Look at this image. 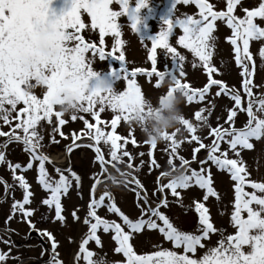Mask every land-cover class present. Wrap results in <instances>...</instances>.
<instances>
[{"label":"snow or ice","instance_id":"obj_1","mask_svg":"<svg viewBox=\"0 0 264 264\" xmlns=\"http://www.w3.org/2000/svg\"><path fill=\"white\" fill-rule=\"evenodd\" d=\"M52 2L53 0H0V119L9 126L8 131H0V136L6 137L2 147L13 142L22 143L24 150L29 154L27 162L22 166L20 163L8 162L5 152L0 150V163H7L13 181L23 190L22 199H13L12 215L6 217L5 224L14 215L19 214L21 219L28 223L30 229L40 232L51 242L52 253L49 255V264H63L62 260L56 258L58 241L53 234L46 229L35 228L31 219L35 212L30 199L33 193L25 176L17 175V170L24 172L32 169L33 162L38 161V165L35 166L38 172L36 179L48 193L40 203L49 209L54 208V215L51 218L63 223L65 217L62 215L61 197L68 192L71 180L59 167L55 168L59 174L58 179L51 178L45 167L46 161L50 162L49 157L41 151L44 147L41 143L44 139L42 121L53 123L54 105L64 103L61 98L62 82L63 87L75 96L76 103L71 111L72 119H77L76 113L82 112L90 113L95 120V123H90L83 116L79 117L83 121L84 128L80 133L72 136V144L67 146L68 152L74 147H79L77 140L88 138L92 141L88 147L94 151L95 159L100 162L101 169L107 171V164H112L114 167L113 162H122L123 157L128 158L129 167L133 166L131 154L124 150L128 138L118 135L115 130L118 124L126 122L131 136V126L137 125L134 114L138 110L140 112L146 110L148 99L137 83V74L142 73L149 78L155 77L154 84L157 87L164 80H168L166 92L170 95L174 88L180 89L184 100L188 102L204 101L210 87L216 86L217 97L224 94L234 103L227 109L223 121L217 117L218 123L215 126H211L208 116L204 115L206 112L210 113L211 108L201 107L195 111L196 123L184 116L181 117V124L188 133L185 139L197 145L192 149L191 159L200 165L199 170L191 168V161L178 154L180 141L176 139V132L179 130L165 134L164 141L168 143L170 149L167 160L168 171H161L156 178L157 189L153 195L158 203L153 202L141 182L135 180V184L140 189L136 192L138 218H129L117 207L112 200L111 192L106 188L97 195L96 189L100 180L98 178L95 180L91 186L92 198L87 203L86 214L83 217L87 231L79 243V251L75 253L77 264L81 258L86 264H106L102 257L93 259V252L86 247L90 240H94L97 245L101 244L100 236L97 235L98 229L110 234L111 239L115 241L114 251L122 253L126 258L123 264H264V182L250 178L249 169L243 159V151L253 149L252 139L264 138V96L259 99L253 98L254 86L251 77L254 65L250 63L253 61L250 43L254 41L260 43L258 56L261 62H264V0H255L254 6H245L242 0H226L224 10L220 11L213 10V4L208 0H173L171 18L164 20L159 33L150 38V47L147 49L150 69L134 67L131 71L125 65L124 51L120 50L124 41L120 38L121 25L117 23L118 17L129 13V0H116L120 11H113L109 7L112 0H71V6L59 15L52 10ZM179 2L194 3L199 10L198 18L193 15L175 16L174 10ZM147 4L148 0H136L135 8L129 15L131 29L136 33L141 21L137 13ZM237 8L242 15L237 13ZM81 10L91 17V27L99 29V46L96 43L85 42L84 36L79 34L81 29L85 28L80 18ZM217 21L231 30V34L225 39L230 42L231 50L235 54V64L240 68L243 92L234 87L230 88L221 79L213 78L212 74L217 71L211 66L213 49L216 46L214 30L219 27ZM177 27L182 34L178 36L176 43L198 57L204 71L208 73L207 82L201 88L190 87L189 83L184 81L185 57L169 43V37ZM106 33H111L115 37L113 50L108 52L103 47ZM69 42H73L71 46ZM48 44L54 45L58 50L56 57L51 60L41 52V48ZM158 47L163 50V55L173 61L174 72L157 70ZM117 50L119 54L114 55ZM85 53L91 55L86 56ZM96 55L101 60L112 56L120 61L119 71L109 69L111 79L102 78L93 70L92 58ZM29 59L34 62L29 64ZM67 77L72 79L68 80ZM121 79L125 81L126 87L122 91H114L111 80ZM90 80L104 83L106 88L101 90L92 86ZM36 85L44 86L42 98L32 92ZM244 96L248 98L246 107L242 106ZM159 98L162 101L164 97L161 95ZM211 103L209 101V104ZM18 105L22 106L18 108ZM97 105L98 108L95 107ZM106 108L111 109L112 112L107 122L111 128L109 131H105L101 126L105 122L100 119L101 112ZM147 110L151 111L150 105ZM237 112L247 114V122L242 127L234 126ZM62 113L60 110L55 111V127L52 128V133L59 132L60 136L65 135L60 131V126L66 122L61 118ZM204 126H207V136L211 138L208 144L196 134L197 130ZM122 140L123 143H120L119 141ZM49 142L59 143L51 136ZM101 142L107 147V162ZM131 142L133 145L137 143L134 139ZM148 144L152 147L156 145L149 142ZM202 149L206 153L204 158L197 156ZM148 156V170L151 172L154 167H159L152 158L151 147ZM174 160H179V165L174 163ZM144 163L143 160L140 161L141 165ZM210 166L226 171L233 182L234 207L231 211V223L235 231L226 236L221 233L214 247H208L203 255L195 257L191 254H196L198 248L205 249L209 237L218 232L210 220L209 209L205 203L194 201L195 212L198 214L196 228L192 231L181 230L161 211L162 205L167 207L169 204L161 194L171 190L175 197H179L180 192L177 189H189L190 185L194 184L204 190L202 193L204 201H208L209 197L218 200L220 197L212 186ZM177 170H179L178 174H176ZM121 175L124 179H128L125 174ZM71 176L79 185L80 177L74 171L71 172ZM108 178L115 181V177L110 173ZM0 183H5L6 190L11 187L2 179ZM246 186H250L252 191H246ZM106 198L107 211L118 215L123 226L115 220L106 219L98 214L97 210L105 205ZM242 212L247 213L246 217L242 216ZM72 216L74 220L80 219L75 211ZM145 229L158 230L162 234L163 241L170 242L174 249H182V251L157 245L158 250L138 255L129 241L134 234H142ZM244 246H247V250ZM7 257L8 252H0V264H6Z\"/></svg>","mask_w":264,"mask_h":264},{"label":"rangeland","instance_id":"obj_2","mask_svg":"<svg viewBox=\"0 0 264 264\" xmlns=\"http://www.w3.org/2000/svg\"><path fill=\"white\" fill-rule=\"evenodd\" d=\"M209 3L213 4V10L220 11L224 10L226 5V0H208ZM245 6H254L255 0H242ZM136 0H129V13L121 15L117 18V23L121 25V39L124 41L120 50L125 53V65L131 71L134 67H143L145 69H150L151 63L147 60V49L150 47V38L156 36L161 27L164 24V20L170 19L173 10V0H148L146 7L139 10L137 15L141 18L138 24V33L131 29V20L129 15L132 9L135 8ZM71 6V0H53L51 8L54 10L56 15H59L62 11H66ZM109 7L113 11H120V6L116 3V0H112ZM237 13L242 15L239 8H237ZM198 8L194 3L183 4L179 2L176 4L174 15L181 16L193 15L198 18ZM81 21L85 24V28L81 29L80 35L84 36L85 42L96 43L99 46V29H93L91 27V17L81 10L80 12ZM258 19V18H257ZM219 27L214 30L215 48L213 49V57L211 59V66L217 69L214 72V79H221L230 88L234 87L243 92L241 88L240 68L235 64L234 56L235 54L231 50L230 42L225 39L226 36L231 34V30L227 28L225 24L217 21ZM68 31H74L73 29H68ZM182 34V31L177 27L173 30V34L169 37V43L176 47L177 51L184 55L185 61L183 68L185 71L184 81L188 82L190 87L201 88L207 82L208 73L204 71L202 62L199 61L198 57H195L189 49L184 48L182 45L176 43L178 36ZM105 43L103 47L105 51H112V44L115 37L111 33H106ZM143 39V41L141 40ZM73 42H69V46ZM259 42L250 43V51L253 53V61L250 62L254 67L252 68V84H253V98L259 99L264 96V62H261L258 56ZM162 49H157L158 53V65L157 70L165 72H174L175 66L170 57L163 55ZM119 50L114 52V55H118ZM86 56H90L91 53H85ZM92 68L97 71V73L102 78L111 79L109 77V69H116L119 71V64L115 61V58L111 60V56H107L104 60H101L98 55L92 58ZM155 77L149 78L142 73L137 74V83L141 86L142 93L147 99L150 100L152 105L157 104V100L160 95L167 91L168 85L162 83L159 87L154 84ZM90 80V84L93 83ZM111 84L114 91H122L126 87V83L123 79L121 80H111ZM44 86L36 85L32 89L33 94L42 98ZM217 91L216 86H211L209 92L206 94V99L204 101L194 100L188 102L183 101L181 105V111L185 118L190 119L193 123H196L194 113L201 107L211 108V112L204 113L208 116V122L211 126H215L218 121L217 117L221 118L223 121L226 118V112L229 107L232 106L234 102L230 100V97L221 94L216 96ZM247 97H242V106H247ZM209 101L212 103L209 104ZM214 105V107H213ZM22 105H18L19 108ZM98 108V105L95 106ZM256 106L254 105V111H256ZM59 111V106L54 105V113ZM53 113L52 121L49 124L48 121H42L43 128L42 132L44 134V139L41 143L44 147L41 149L42 152L48 155H54L58 159H64L66 162L62 163L65 167H60L52 165L50 163H45V167L49 173V176L53 179H58L59 174L55 171L56 167L61 168L64 175L68 176L71 180V185L66 194L61 197L62 203V215L65 217L63 223L58 220H53L51 217L54 215V208L49 209L47 206L42 205L40 202L42 199L47 197V192L38 184L36 179L38 172L36 171V165L38 161H34V167L32 169H27L24 172L17 170V175L23 174L30 184V191L33 193L30 198L32 203L31 206L35 209L34 214L31 219L35 224L37 229H46L53 234L56 241H58V246L56 250L61 252V256L57 259H64L63 264H77L75 260L76 250L79 249V243L81 242L83 235L87 231V226L83 224V217L86 214L87 203L92 198L91 186L98 178L100 183L97 184V191L101 188H106L113 191L116 195V205L119 207L129 218H138L139 209L137 207V196L136 192L140 191L138 186L135 184V180H139L143 185V188L147 190L149 196L152 198L153 202L158 203L156 197L153 193L157 189L156 178L161 171H168V143L161 141L152 147L148 144L145 136L141 132L138 125L133 124L131 126V136H129V126L126 122H121L117 125L115 130L118 135L128 138V143L125 144L124 150L128 151L132 156V167L128 166V158L123 157L122 162L115 163L113 167L112 164H107L109 169L117 175L122 173L128 176V179L116 178L115 181L108 178V171H103L101 169L100 162L95 159L94 151L88 147V144L92 143L88 138H82V140H77L76 143L79 147H74L71 152H68L67 146L72 144V136L74 134L80 133V130L84 128L83 121L79 119L83 116L90 123H95V120L91 117L90 113H76L77 119H72V112H63L61 118L66 122L64 125L60 126V131L65 135L60 136L59 132L52 133V128L55 127V115ZM112 115L111 109H105L100 114V119L105 122V131L111 130L108 121ZM236 123L234 126L242 127L244 123L247 122V114L245 112H237V117L235 118ZM9 126L3 123L0 119V131H8ZM170 132L175 131V129H170ZM208 128L207 126L201 127L197 130V135L203 138L205 144L210 143L211 138L207 136ZM82 135V134H81ZM188 135L184 127L180 126V131L176 132V139L180 141V147L178 149V154L185 157L191 161V168L199 170L200 165L192 161V149L197 147L195 142H189L185 139ZM50 136L54 137L59 143L49 142ZM137 143L132 144V140ZM6 137L0 136V150L5 152L6 160L11 163H20L22 166L27 162L28 153L24 150L22 143L13 142L8 144L6 147H2L3 142ZM123 143L122 141H119ZM253 143V149L243 151V159L249 169L250 178L256 180L257 182H264V138L256 140L255 138L251 141ZM223 147V143L221 145ZM102 150L105 152V160L107 162V147L101 142ZM151 147L152 158H154L159 167H154L151 172L148 170V151ZM143 153V155H141ZM206 155L205 151L202 149L197 153V156L204 158ZM66 157H68L66 159ZM143 160L145 163L140 164ZM174 163L179 165V160H174ZM67 168V170H65ZM65 171V172H64ZM75 172L79 177V185L74 177L71 176V172ZM211 179L213 181V187L218 192L219 199L215 197H209L208 201L203 200L202 193L204 190L199 189L196 185H190L189 189H177L180 192L179 197H175L171 190H166V193H162L168 201L167 207L161 206V211L165 215L169 216L173 220L174 224L179 226L181 230L192 231L196 228L198 223V214L195 212L194 201H200L205 203V206L209 209L210 220L213 222L214 227L218 229L217 233H213L206 244L205 249H199L196 254H191L195 257L201 256L207 251L208 247H214L215 241L220 239V234L223 233L225 236L231 234L235 231L234 226L231 223V211L234 207V189L232 187L233 182L231 181L230 175L224 171L219 170L215 166H210ZM112 176V175H111ZM122 176V175H121ZM113 177V176H112ZM0 179L5 181L7 185L11 187H5V183H0V252H8V257L6 259V264H19L24 261L27 255L35 258L36 261L27 262L25 264H45L44 259L49 257V254L41 250L42 245H39L40 239L30 238L28 240V233L34 234V232H29V225L26 221L22 220L19 214L13 216L12 220L5 224V219L11 213V204L13 199H22L23 190L19 188L18 184L13 181L11 170L8 168L7 163H0ZM166 183L167 180L165 179ZM246 191H252L250 186H246ZM259 194V193H257ZM108 200L106 198L105 205L97 210L98 214L102 217L110 220H115L117 223H122L121 218L107 211L106 204ZM75 211L80 217L79 220H74L72 213ZM247 213L242 212V216L246 217ZM159 223V221H157ZM10 227V228H9ZM13 229L15 233L16 242L22 243L24 241L23 248H17L16 245L13 248L8 242V237ZM21 231H20V230ZM125 230L126 226H125ZM33 231V230H30ZM41 235V234H40ZM97 235L100 236L101 244L97 245L94 240H90L86 247L93 252V259L103 258L106 264H123L126 258L123 257L122 253H116L114 251L115 241L111 239L110 234L104 233L102 229H98ZM42 237V235L40 236ZM42 239V238H41ZM47 239V238H46ZM4 241H7L5 243ZM133 250L136 251L138 255L144 254L151 251H156L157 245L160 247H166L170 250L182 251V249H174L170 242L162 240V234L158 230H143L142 234H134L129 241ZM28 243V244H26ZM247 250V246H244ZM43 253V255L41 254ZM79 264H86L81 258Z\"/></svg>","mask_w":264,"mask_h":264},{"label":"clouds","instance_id":"obj_3","mask_svg":"<svg viewBox=\"0 0 264 264\" xmlns=\"http://www.w3.org/2000/svg\"><path fill=\"white\" fill-rule=\"evenodd\" d=\"M41 52L50 60L55 58L58 54V50L52 44L43 46ZM33 62L34 61L31 59L28 61L29 64ZM67 79L71 80L72 77H67ZM163 83L168 85L169 82L168 80H164ZM92 86L98 87L101 90L106 88L104 83L93 82ZM162 95L164 97L162 101L158 98L157 104L152 105L148 99L147 104L145 105L146 110L143 112L138 110L134 114L137 118L138 127L149 143L157 144L164 141L166 138L165 134L169 133L170 129L180 131V126L182 125L181 117L183 114L181 111V105L184 101L183 92L180 89L174 88L170 95L167 92ZM61 98L64 100V103L58 104L59 110L62 112L72 111L73 105L76 103L75 96L71 91L63 87V82L61 85ZM148 105L151 106V111L147 110ZM140 117H142V119H140ZM178 172L179 170H177L176 174H178Z\"/></svg>","mask_w":264,"mask_h":264},{"label":"bare ground","instance_id":"obj_4","mask_svg":"<svg viewBox=\"0 0 264 264\" xmlns=\"http://www.w3.org/2000/svg\"><path fill=\"white\" fill-rule=\"evenodd\" d=\"M52 158H53L57 163H59V164H62V163L65 162L64 159H58V157H56V156H54V155H52Z\"/></svg>","mask_w":264,"mask_h":264},{"label":"water","instance_id":"obj_5","mask_svg":"<svg viewBox=\"0 0 264 264\" xmlns=\"http://www.w3.org/2000/svg\"><path fill=\"white\" fill-rule=\"evenodd\" d=\"M49 160H51L50 158H49ZM101 192V191H100Z\"/></svg>","mask_w":264,"mask_h":264}]
</instances>
